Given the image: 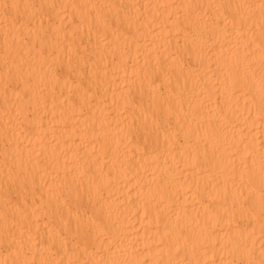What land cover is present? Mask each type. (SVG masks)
Wrapping results in <instances>:
<instances>
[{"label": "bare ground", "instance_id": "obj_1", "mask_svg": "<svg viewBox=\"0 0 264 264\" xmlns=\"http://www.w3.org/2000/svg\"><path fill=\"white\" fill-rule=\"evenodd\" d=\"M264 0H0V264H262Z\"/></svg>", "mask_w": 264, "mask_h": 264}, {"label": "snow or ice", "instance_id": "obj_2", "mask_svg": "<svg viewBox=\"0 0 264 264\" xmlns=\"http://www.w3.org/2000/svg\"><path fill=\"white\" fill-rule=\"evenodd\" d=\"M262 85H264V80H262ZM262 264H264V261H262Z\"/></svg>", "mask_w": 264, "mask_h": 264}]
</instances>
